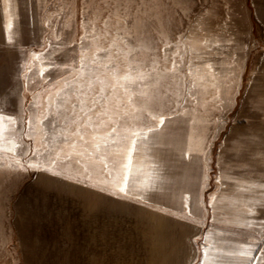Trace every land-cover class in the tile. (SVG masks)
Here are the masks:
<instances>
[{
    "label": "rangeland",
    "instance_id": "rangeland-1",
    "mask_svg": "<svg viewBox=\"0 0 264 264\" xmlns=\"http://www.w3.org/2000/svg\"><path fill=\"white\" fill-rule=\"evenodd\" d=\"M149 3L153 9H164L163 20L157 18L152 25L159 44L155 54L170 58L176 41L195 31L198 40L209 41L211 51H201L217 66L221 89L230 98V103L223 104L213 100L215 92H199L201 107L194 115L207 138L202 142L209 145L205 150L207 181L203 155L199 159L182 157L190 130L186 116L166 120L152 145L141 150L144 155L151 152L161 156L164 181L163 193H149L147 203L110 196L43 171L5 169L0 173V264H175L190 251L188 241L195 239L207 209L214 204L227 209L244 207L234 219L241 225L246 221L256 224L257 229L246 230L248 238H257L264 208L256 206L254 216L248 214V208L253 207L250 201L264 200V187L260 186L264 185V114L260 111L264 104V0ZM0 4V107L5 115L23 116L24 123L13 127L27 133V118L34 112L45 113L49 95L54 97L56 88L62 86L53 87L54 82L68 74L51 67L49 61L63 66L71 63L73 52L79 50L84 5L82 0H9L8 17H18L13 25L15 41L10 44L4 28V0ZM161 23L163 40L157 27ZM165 43L173 47L165 48ZM57 44L61 50L50 56ZM180 47L183 50V44ZM33 52L43 58V62H33L34 71L41 67L45 71L43 77L27 73L26 81L23 65ZM174 79L175 83L169 76L164 87L171 85L174 95L176 83L180 84L183 111L186 77ZM187 107L189 111L194 107L190 100ZM43 143L44 134L36 126L33 140L24 136L23 151L39 148L43 152ZM76 159L74 156L71 161L58 163L57 168L62 170L70 164L82 171L87 164L94 181L101 177L102 165L87 161L77 165ZM233 181L255 186L240 192ZM184 196L189 197L186 209L181 207ZM213 196L216 201H212ZM189 211L199 225L172 214L186 216ZM261 255L255 251L250 264H260L256 257Z\"/></svg>",
    "mask_w": 264,
    "mask_h": 264
},
{
    "label": "snow or ice",
    "instance_id": "snow-or-ice-1",
    "mask_svg": "<svg viewBox=\"0 0 264 264\" xmlns=\"http://www.w3.org/2000/svg\"><path fill=\"white\" fill-rule=\"evenodd\" d=\"M179 2L183 3V0ZM82 3L79 50L73 52L71 63L63 66L49 61L51 67L67 71L68 74L54 82L53 87L62 86L56 88L54 97L49 95L45 113L37 115L34 112L28 117V132L25 133L13 127L17 123L23 124L24 117L5 115L0 107V173L5 169L43 171L65 180H74L86 188L110 196L147 203L149 193H163L164 181L159 163L161 156L151 152L144 155L141 150L152 145L166 120L186 116L190 130L188 147L182 151V157L199 159L203 155L204 180L207 181L205 150L209 145L202 142L207 138L199 130L194 115L201 107L199 92H215V102L230 103V98L225 97L221 89L215 71L217 66L208 62L201 51H211L209 41L198 40L195 31L190 30L176 41L175 51L170 58H159L155 54L159 44L152 32V25L157 18L163 20L162 6L153 9L149 0H82ZM4 6V28L7 42L11 44L15 41L14 19L18 20V17H8L9 0H4ZM49 23L46 21L45 25ZM157 27L163 40L164 25L161 23ZM56 39L60 41L61 37L56 36ZM164 46L173 47L167 43ZM64 47L71 45L65 44ZM60 50L57 44L50 56ZM34 61L43 62L42 54H29V59L23 65L26 81L29 72L35 77L44 75L45 69L42 67L34 71ZM181 75L186 77L183 111L179 103L180 84L176 83L174 95L170 91L171 85L164 87L169 76L173 77L175 83L174 78ZM224 90H227V85H224ZM189 100L194 105L191 111L187 107ZM260 111L264 114V104ZM36 126H40L44 134L42 147L45 151L41 152L39 148L23 151L24 136L33 140ZM142 155L144 158L140 159ZM74 156L77 157V165L82 161L102 165L104 171L101 177L94 181L87 164L83 165L82 171L70 164L62 170L57 168L58 163L71 161ZM25 160H28L27 164ZM233 183L240 192L255 186L248 181ZM133 192L138 195L133 196ZM211 199L216 201L217 197ZM188 200V196L182 198V208L189 207ZM249 203L253 205L248 208L250 216L256 214V206L264 208V200ZM172 214L200 224L192 211L186 216L183 213ZM240 226L257 229V225L250 221ZM229 235L219 232L197 237V240L202 239L199 245L202 254L200 264H236L225 257H243L245 259L239 264H250L252 253L257 250L262 255L256 259L264 264V222L258 225L257 238L247 245L233 244L227 238Z\"/></svg>",
    "mask_w": 264,
    "mask_h": 264
},
{
    "label": "crops",
    "instance_id": "crops-1",
    "mask_svg": "<svg viewBox=\"0 0 264 264\" xmlns=\"http://www.w3.org/2000/svg\"><path fill=\"white\" fill-rule=\"evenodd\" d=\"M1 1V0H0ZM1 5V4H0ZM255 126L256 123L254 122ZM219 205V204H218ZM217 204H214V207H210L205 215L202 226L198 228L197 232L193 235L195 239L188 241L187 245L190 248L184 256L181 257L180 262H176L175 264H200L201 252L199 245L202 244V239L197 240V237L203 238L206 233H219L226 232L230 233L227 237L233 244H249L252 240L256 239V236H249L246 230V227H241V223H236L234 217L235 215H241V211L244 210V207H231L227 209L223 207H219ZM243 209V210H242ZM244 212V211H243ZM255 252V251H254ZM252 253V257L254 255ZM227 260H231L239 264V261L244 260L243 257H225Z\"/></svg>",
    "mask_w": 264,
    "mask_h": 264
}]
</instances>
